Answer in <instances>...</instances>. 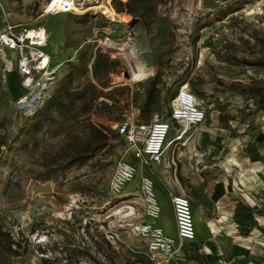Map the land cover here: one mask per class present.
<instances>
[{
  "label": "rangeland",
  "instance_id": "obj_1",
  "mask_svg": "<svg viewBox=\"0 0 264 264\" xmlns=\"http://www.w3.org/2000/svg\"><path fill=\"white\" fill-rule=\"evenodd\" d=\"M115 1L133 12L120 13L129 17L125 24L90 9L102 0H92L82 14L58 17H39L43 0H0V31L9 25L30 31L43 28L45 49L53 55L57 73L43 109L37 116L36 111L24 117L13 106L24 91L14 73L0 69V142L5 141L0 147V233L12 239L11 249L17 251L15 255L0 247V264H150L146 241L131 227L142 220L137 191L142 175L114 125L136 110L139 121L148 122L154 113L166 120L168 97L188 82L206 119L167 152V160L178 157L179 185L170 161L172 169H142L155 184L159 224L175 236L167 188L191 195L193 183L186 174L208 190L231 185L241 194L245 187H255L259 224L264 223V103L259 100L264 97V16L254 14L255 0H109L113 9ZM111 29L117 40L131 32L129 45L124 52L110 51L112 70L94 79L92 41ZM134 66L141 73L135 70L140 76L130 83L125 75ZM154 79L158 83L150 112L142 113L146 89ZM88 84L95 87L98 99L84 117L63 121L53 106L45 111L59 91ZM100 99L110 103L109 109L99 105H108ZM82 119L110 131L103 148L95 151L87 145ZM175 133L170 132L168 141L180 134ZM82 156L90 158L70 165ZM120 160L134 165L137 174L125 185L124 196L113 200L108 181ZM128 206H133V216ZM232 209L222 213L221 227L216 226L217 215L212 216L209 234L201 223L196 240L182 243L172 264H264L254 259L255 250L236 243L251 242L261 259L264 227L252 229L251 236L240 233L233 222L236 208ZM235 253L242 256L236 258Z\"/></svg>",
  "mask_w": 264,
  "mask_h": 264
},
{
  "label": "built area",
  "instance_id": "obj_2",
  "mask_svg": "<svg viewBox=\"0 0 264 264\" xmlns=\"http://www.w3.org/2000/svg\"><path fill=\"white\" fill-rule=\"evenodd\" d=\"M43 1L39 17L76 15L74 8L82 9L85 6L84 0H57L56 3L54 0ZM81 1L83 2L81 3ZM251 7L256 16H264V0H255ZM100 13L102 14V12ZM39 29L38 27L32 31ZM29 31L21 25H9L0 31V69L3 73L7 71L16 75L19 87L24 93L17 96L13 106L24 117L29 115L26 111L36 112L43 106L47 100L48 91L57 81L53 55L46 52L45 49L47 46L45 30L43 29L44 40H31L28 38ZM115 32L114 29H111L104 36L92 41L94 44L92 58L102 55L113 60L114 56L109 53L110 51L124 52L126 50L131 32L127 35L129 37L126 36L118 40ZM186 84L178 86L169 103L170 115L166 120L160 118L158 114H154L148 123H141L138 121V110H136L137 114L129 111L123 115L122 122L114 125V130L118 136L124 138L128 150H130L133 160L138 162L140 170L163 162L168 148V137L172 130H176L175 135L180 134L171 138L169 148L180 142L192 128L205 121V108L190 91L189 86L185 87ZM41 90L43 91L39 95V100L35 103L34 95ZM29 100L34 105H26ZM183 128L185 129L182 130ZM175 139L177 140L174 141ZM136 174L135 166L123 160L118 161L108 181V194L111 199L122 198L125 185L130 183ZM137 191L142 198L140 216L142 220L136 225H131L132 231L140 239L147 240L150 264H172L174 257L180 251V245L194 242L196 239L190 199L184 194L168 191L176 233V238H172L166 235L163 228L157 224L160 219L161 207L156 198L152 179L141 176ZM128 194H130L129 191ZM127 208L128 212L130 209L132 210L131 216H133L135 212L133 206ZM220 218L217 222L222 219ZM109 238H112V235H109Z\"/></svg>",
  "mask_w": 264,
  "mask_h": 264
},
{
  "label": "crops",
  "instance_id": "obj_3",
  "mask_svg": "<svg viewBox=\"0 0 264 264\" xmlns=\"http://www.w3.org/2000/svg\"><path fill=\"white\" fill-rule=\"evenodd\" d=\"M167 152L165 153L164 160L161 164H152L149 168H146V169L148 170V173H150V171H152V169L154 167L162 165V166H164L165 169H172V167H171V165H172L174 168L173 177L175 178V184L179 185V182L176 178V164H175V158L177 160L178 157L174 158V156H173L170 160H169V158L167 160V157H168ZM169 161L171 162V165H170ZM138 171H139L140 175H142V176L144 175V174H142V170H140V167H138ZM185 176H186V178H189L191 183H193V185H192L193 192L191 195H187V194L183 193L182 191L180 193L174 192L173 190H171V188H167V190L174 192L175 194H184V195L189 197L192 212L194 211L193 220H194V225H195V230H196V238H197V235L199 234V231H200L199 226L201 223H204V226L207 230V233L209 234L208 229H207V225L209 222H213L212 216L216 214L217 217L220 218L222 213H226L227 211H229V209H231V211H233L234 209H232V208H236V215H235L236 220L235 221L233 220V222H235L234 223L235 227L237 228V230L240 231V233L250 234V236H251L252 229L256 230L259 225L264 227V225H262L264 223L259 224V217L257 214V206H256V203H254V201L257 200L255 187H253V188H252V186H250L249 188L245 187L243 190H241V194L236 193L234 188L231 185L229 187H225L224 190L220 186H218V187L216 186L213 190H208L205 188L204 185H201L199 183V181H195L193 177H189V175H187V174ZM146 177H148V176H146ZM148 178H150V177H148ZM172 183H174V182L172 181ZM154 188H155V184H154ZM168 191H167V198H168V202H169ZM169 204H170V202H169ZM247 207H250V209L248 210ZM159 220H158L157 224L161 227V225L159 224ZM262 220H264V219H262ZM220 222H222V219L217 223L216 226L221 227V225H219ZM174 230H175V227H174ZM209 230L213 232L215 229L211 225V226H209ZM165 234L172 237V238H176V233H175L174 237L167 234L166 232H165ZM203 241H204V239H201V242H203ZM236 243H239V245H238L239 247L244 246L245 247V248L243 247L244 250H247L248 247L251 250L252 249L255 250V252L251 251V253L255 255L254 259H258L257 261L264 260V256H262L261 259L258 258V256H259L257 253L258 248L252 247L251 242L245 243L242 240L236 239ZM240 256H242V253H235L236 258L240 257ZM244 257L248 258V255H244ZM254 259H252V257H250L251 263H252V261H255ZM259 262H262V261H259Z\"/></svg>",
  "mask_w": 264,
  "mask_h": 264
},
{
  "label": "trees",
  "instance_id": "obj_4",
  "mask_svg": "<svg viewBox=\"0 0 264 264\" xmlns=\"http://www.w3.org/2000/svg\"><path fill=\"white\" fill-rule=\"evenodd\" d=\"M114 10L117 14H120L122 12H125L127 15L133 16V12L126 7L125 5L114 2L113 3ZM135 21V18L132 17V21ZM113 63L115 64V61L109 59L106 56L102 55H96L94 58H92L91 61V67H92V75L94 79H97L99 77H106L109 72L112 70ZM158 80V79H156ZM158 81L156 82L155 79L153 81L149 82V85L146 89L145 97L141 106V112L148 111L149 106L153 103L152 97L155 90V86L157 85ZM189 83V82H188ZM175 92L168 97V101L170 102L172 98L174 97ZM98 99V95L96 94L95 87L92 84H88L85 87L79 89V90H64L59 91L56 95H54L50 101L47 103L46 110L47 111L50 107H54L60 112L61 117L63 118V121H71V120H77L82 117H84L90 108L95 104L96 100ZM103 102L107 101L105 99H101ZM261 103H264V97L260 98ZM47 101V100H46ZM43 104V106L36 112L35 116L43 109V107L46 104ZM78 102V110L74 108L75 103ZM106 104L100 103L99 105L102 108L109 109L111 106L110 103L105 102ZM170 109L167 112L168 117L170 115ZM157 114V113H154ZM153 114V115H154ZM85 119L81 120V125L83 129L86 130L87 134V145L93 146V148H96L95 151L103 148L108 140H109V134L110 131H108L105 128L98 127L95 125L88 124L84 122ZM139 121V120H138ZM141 123H148L147 121H139ZM116 133V131H115ZM117 135V133H116ZM5 141L0 142V147L4 146ZM89 156H82L79 158H76L70 165L73 164H84L89 160ZM4 237V238H2ZM4 239V240H3ZM14 245V242L11 238H5L4 233H0V247L2 250H6L9 253L17 254V251H12L11 247ZM17 248L19 246L17 245Z\"/></svg>",
  "mask_w": 264,
  "mask_h": 264
},
{
  "label": "bare ground",
  "instance_id": "obj_5",
  "mask_svg": "<svg viewBox=\"0 0 264 264\" xmlns=\"http://www.w3.org/2000/svg\"><path fill=\"white\" fill-rule=\"evenodd\" d=\"M56 1L57 0H54V3H56ZM122 1H126V0H122ZM91 2H92V0H84L85 5L90 4ZM95 4H96V6H93V8H90V9H93V10H96V11L98 10V11L102 12V14L107 16L111 21H114L116 23L125 24L129 20V17L127 15H125V14H117L114 11V9L111 7L109 0H102V2H97ZM0 6H1V4H0ZM83 12H84L83 8L82 9L74 8V13L76 15L82 14ZM28 38H30L31 40H35V39L36 40H44V31H43V29H39L37 32L29 31L28 32ZM140 65H141V67L145 68L143 66V64L140 63ZM135 70H138L141 73L140 68H137L136 66H134V68H132V69H129V71H128V82H130V83L133 82V80L137 79L140 76V75L139 76L138 75L135 76ZM26 112L29 114V116H32L33 113H34L32 110H28ZM174 141H176V139ZM169 145H170V142L168 141L167 142V147L168 148L166 149V151L169 150ZM231 162H232L233 165L237 166V163H236L235 160H231ZM252 172L256 173L254 171V169H252ZM238 174L241 175L240 172ZM246 180L247 181H251V178H246ZM240 182L241 183L243 182L242 177H240ZM126 209H128V208L126 207ZM141 240L147 241L146 239H141Z\"/></svg>",
  "mask_w": 264,
  "mask_h": 264
},
{
  "label": "water",
  "instance_id": "obj_6",
  "mask_svg": "<svg viewBox=\"0 0 264 264\" xmlns=\"http://www.w3.org/2000/svg\"><path fill=\"white\" fill-rule=\"evenodd\" d=\"M126 77H128V75H125ZM43 90H41L40 92H38L37 94H35L34 95V100H35V103H37L38 102V100H39V95H40V93L42 92ZM28 104H31V105H34V103L32 102V101H27V103H26V105H28ZM25 105V106H26Z\"/></svg>",
  "mask_w": 264,
  "mask_h": 264
}]
</instances>
